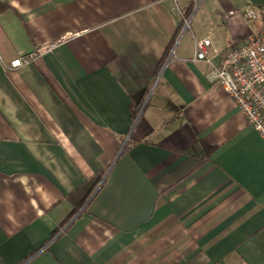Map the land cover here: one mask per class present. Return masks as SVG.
<instances>
[{"label":"crops","instance_id":"obj_1","mask_svg":"<svg viewBox=\"0 0 264 264\" xmlns=\"http://www.w3.org/2000/svg\"><path fill=\"white\" fill-rule=\"evenodd\" d=\"M0 3V264H264V143L192 60L264 0Z\"/></svg>","mask_w":264,"mask_h":264},{"label":"built area","instance_id":"obj_2","mask_svg":"<svg viewBox=\"0 0 264 264\" xmlns=\"http://www.w3.org/2000/svg\"><path fill=\"white\" fill-rule=\"evenodd\" d=\"M226 17H240L246 22L259 18L251 6L228 11ZM61 40L41 44L33 51L8 64L16 69L53 50ZM193 61L210 66L207 79L225 91L235 107L264 143V31H250L244 43L228 48L215 45L209 37L194 42Z\"/></svg>","mask_w":264,"mask_h":264},{"label":"trees","instance_id":"obj_3","mask_svg":"<svg viewBox=\"0 0 264 264\" xmlns=\"http://www.w3.org/2000/svg\"><path fill=\"white\" fill-rule=\"evenodd\" d=\"M193 5H194L193 1L190 2L189 10L193 7ZM6 7L7 6L5 4L0 3V13L3 12L6 9ZM259 14L261 15V13H259ZM101 179H102V175H99V176L94 178V181L91 184L86 185L85 196H84L81 204L85 203V201L91 196V194L94 192L96 187L99 185Z\"/></svg>","mask_w":264,"mask_h":264}]
</instances>
